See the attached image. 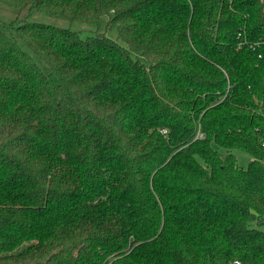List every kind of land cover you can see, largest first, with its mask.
<instances>
[{"label":"trees","instance_id":"1","mask_svg":"<svg viewBox=\"0 0 264 264\" xmlns=\"http://www.w3.org/2000/svg\"><path fill=\"white\" fill-rule=\"evenodd\" d=\"M0 2V264H264V0Z\"/></svg>","mask_w":264,"mask_h":264},{"label":"rangeland","instance_id":"2","mask_svg":"<svg viewBox=\"0 0 264 264\" xmlns=\"http://www.w3.org/2000/svg\"><path fill=\"white\" fill-rule=\"evenodd\" d=\"M25 17H27L28 20L32 22L48 23L69 29H81V30L91 31L100 28V30L106 31V27H107V18H102L99 25H93L82 22L70 23L69 21L64 19H57L50 16L40 15L37 12L30 13L28 10L21 11L19 9L12 8L0 2V25H2L3 23L10 22L14 19H22ZM108 35H110L113 38L117 37L116 31H108ZM237 153H238V159L240 165L246 167L248 165V162L251 160L250 155L245 152H237Z\"/></svg>","mask_w":264,"mask_h":264},{"label":"built area","instance_id":"3","mask_svg":"<svg viewBox=\"0 0 264 264\" xmlns=\"http://www.w3.org/2000/svg\"><path fill=\"white\" fill-rule=\"evenodd\" d=\"M197 137L202 138L203 137V133H198Z\"/></svg>","mask_w":264,"mask_h":264}]
</instances>
